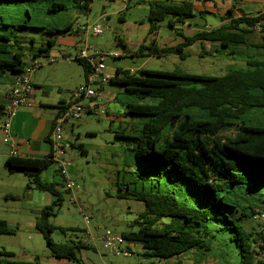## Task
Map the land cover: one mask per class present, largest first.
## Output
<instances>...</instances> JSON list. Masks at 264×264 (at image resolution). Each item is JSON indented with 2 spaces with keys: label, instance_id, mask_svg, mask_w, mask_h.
<instances>
[{
  "label": "trees",
  "instance_id": "obj_1",
  "mask_svg": "<svg viewBox=\"0 0 264 264\" xmlns=\"http://www.w3.org/2000/svg\"><path fill=\"white\" fill-rule=\"evenodd\" d=\"M21 1H32L37 8L31 12ZM92 1L0 0V78L9 71L22 72L24 52L35 46L34 38L29 39L32 45L24 46L26 39L18 34L21 29L36 28L52 35L46 47H34L38 52H47L55 37L73 29L71 23L62 27L30 26L27 18L45 8L55 15L72 9L88 12ZM149 7L148 35L170 17L176 18V22L170 21L175 26L195 16L188 0H154ZM222 20L219 26L203 27L191 36L175 28L183 36L181 43H142L135 55L175 54L186 59L190 55L187 47L207 41L215 46L210 54L216 51L244 61V66H231L222 75L118 68L110 79L135 99L127 103L126 114L139 118L138 130L115 132L117 137L137 141V147L132 148L136 170L130 171L128 181L119 183L116 196L144 203V210L121 233L127 241L140 245L145 256L172 259L194 250L200 261L212 256L226 264L231 263L228 258L234 259L232 264H264V226L253 231L247 228V220L243 222L247 218L262 220L255 215L264 214V121L255 116L264 111V12L235 16L229 9ZM75 60L87 75L90 63L84 58ZM68 144L86 152L83 143ZM52 165L51 153L44 158L16 155L7 159L10 170L33 176L28 187L32 184L55 195L52 204L37 217V228L54 257L80 264L79 250L90 248L91 243H58L52 237L57 230L64 234L68 230L54 225L51 218L60 211L63 191H71L65 187L59 169L62 183L41 178ZM59 185L63 191L57 189ZM13 232L0 219V233Z\"/></svg>",
  "mask_w": 264,
  "mask_h": 264
},
{
  "label": "rangeland",
  "instance_id": "obj_2",
  "mask_svg": "<svg viewBox=\"0 0 264 264\" xmlns=\"http://www.w3.org/2000/svg\"><path fill=\"white\" fill-rule=\"evenodd\" d=\"M24 8H37L34 2L21 1ZM36 3V2H35ZM44 4V2H43ZM45 9H38L36 15L33 13L32 18H27L30 26H60L69 21H73V29L82 27L90 23H99L104 27L101 35L89 34L86 43L94 46L95 49L109 51H127L128 56L125 57H107L103 62L107 71L116 74L118 68L128 70H138L146 67L150 69L165 71H182L195 74L222 75L231 66H244L245 62L234 60L221 53L214 52L208 54L206 49L200 44H195L186 48L190 55L186 59H181L175 54L163 57H147L135 55L137 48L133 45L141 38L148 36L150 21L148 19L149 4L147 2H139L131 4L126 8L124 0H93L88 12H80L78 18H72L77 11L72 9L68 12H59L56 15L47 13ZM45 10V11H44ZM25 13V12H24ZM124 17V20H120ZM72 18V19H71ZM209 22L215 21L214 17L209 18ZM191 22L201 23L202 18L197 17L190 20ZM219 21V19H218ZM202 24V23H201ZM171 33L170 28L163 27L161 35L167 36ZM258 33V32H256ZM18 34L25 37L24 46H30V38H34L35 47L46 42L48 37H52L42 30L36 28L21 29ZM64 37H72L73 34L64 33ZM122 38L128 42V46L119 44L118 39ZM69 49L74 55V48H65L59 43L53 46V49ZM44 56L39 55L38 60H43ZM71 63L68 70H56L51 73L54 84H61V88L65 91L67 99L69 91L86 82L85 70L82 64L76 60H63ZM59 62H53L50 67L56 68ZM9 71L8 74H15ZM1 84V87H5ZM96 89L102 90L105 96V103L98 105L93 113H88L77 121L75 134L79 132V138L76 140L83 143L86 152L82 153L79 148L68 147V156L73 159L72 166L69 168V174L76 183V187L72 192L63 191L64 201L60 211L51 218V222L56 226L65 227L66 235L60 231H56L52 237L56 242H61L90 229L93 235L98 239L105 229H111L114 232H122L126 230L128 224L134 221L140 212L145 208L142 201L133 198H120L116 196L119 190V183L123 180L128 181L131 178L130 171L136 170L135 152L132 148L137 147V141L116 136V131L134 132L138 130V117L132 118L127 111V103L135 102L129 94L125 92L123 87L118 84L97 83L94 85ZM100 104V103H99ZM1 115V113H0ZM110 116L117 117L114 121ZM257 120L264 121V111L255 113ZM124 118L125 121L119 118ZM126 160V161H125ZM126 162V163H125ZM3 167V168H2ZM0 167V192L3 183L6 181L23 183L24 181H32L33 176L22 171H7L4 166ZM54 167L51 166L48 171L52 174ZM56 181L62 183L61 176H56ZM63 189V188H62ZM74 197L79 205H74L71 198ZM12 201V200H11ZM0 195V204L11 202ZM82 209L89 216L90 224L88 225ZM247 220V228L250 230H258L264 226V220ZM29 235L21 234H0V244L9 243L11 245H19L18 238L22 241L29 239ZM43 237V236H42ZM43 250L40 251L41 262L39 264H55L48 261L46 252L48 251L47 243L44 237L41 240ZM216 246L217 243L215 244ZM101 251L106 255L109 262L114 264H178L183 260L182 264H195L197 254L190 251L188 256L180 258L162 259L158 257H149L143 254L144 249L137 245L134 248V254L131 257L116 256L110 249L104 248L100 244ZM219 250V249H218ZM220 251V250H219ZM91 255L95 253L92 250L85 249ZM232 264L234 259L228 258ZM58 264V263H57ZM203 264H226L220 260L209 257Z\"/></svg>",
  "mask_w": 264,
  "mask_h": 264
},
{
  "label": "crops",
  "instance_id": "obj_3",
  "mask_svg": "<svg viewBox=\"0 0 264 264\" xmlns=\"http://www.w3.org/2000/svg\"><path fill=\"white\" fill-rule=\"evenodd\" d=\"M150 1L154 0H124L126 8L131 6V4H136L139 2H147L149 4ZM168 1L180 3L186 0ZM188 1L192 2L195 14V16L191 19L201 17L202 24H199L196 21L191 22V19H188L184 22H177L175 26H172V24H170V21L176 22V18L170 17L169 19L160 23L157 31L141 38V40H139L133 45L137 49L142 43H145L147 45L155 44L158 46L177 45L183 41V36L177 34L175 32V28L181 30L184 36H191L197 31L201 30L203 27H205L206 29H211L212 27L219 26L221 23H223L222 16H224L229 9H233L235 16H241L243 14L257 15L260 12H264V0ZM78 11L79 10L75 12V15L72 16V18H78L80 14V12ZM210 17H214L215 21L209 22ZM120 20H124V17H120ZM72 22L73 21H69L67 23H64L63 25L69 23L73 25ZM80 27L72 29L71 32H68L69 34H73V38L64 37L63 34H60L53 39V46L59 43V45H62L65 48L72 47L75 49L74 55L71 53V51H69V49L63 50L60 48L58 50H55L53 49V46H49L46 50L47 52H38L36 48L34 49L35 46H33L32 44V48H27L24 52V67L33 63L34 61H37L40 65L32 74V80L35 85V90L33 93V103L31 106L20 108L12 122V138L16 143V149L18 151L19 156L29 158H44L52 150L50 138L54 126V120L56 119L60 111V106L67 100V96L64 95L65 91H63V89L61 88V84H54L51 78V73H54L56 70L60 69L68 70L71 67V63H67L63 60H65V57H70L73 59L78 53V50L80 49L82 44L86 42L85 39L87 38V36L82 35ZM163 27L170 28L171 33H169L167 36H162L161 29ZM49 38L53 37H48L47 40ZM46 42L41 43L38 47H46ZM117 42L121 45L129 47L128 42H126L120 37ZM195 44H200L201 46H203L206 49L207 53L215 48L214 44H211L207 41H204L203 45L199 42ZM208 54H210V52ZM39 55L44 56L43 60H38ZM51 57L57 58L56 63L59 62L56 68L49 66L53 63L48 62L49 58ZM108 73L113 76V74H111L110 72ZM16 75L17 74H5L3 77L0 78V167H2L3 165L5 170L11 172H14L15 170H10L7 166V159L11 156L10 146L4 143L3 141L1 125L5 119L4 107L8 102L12 82ZM80 83L81 82H79L78 86L81 85ZM1 84H5L6 86L1 87ZM74 89H67V91L71 92ZM105 100L106 99L99 100L96 105L98 106L104 104ZM116 118L117 117L115 116H110V119L113 121ZM119 119L125 121L124 118L120 117ZM76 125L74 126L73 132L69 134L68 142L73 141L74 143H79L78 141H76L79 138V132L78 134H75ZM71 160L73 162L72 158ZM48 169L41 174V178L45 181L57 182V167H54V172L52 174L48 171ZM29 183L30 181H24L22 184L17 182L6 181L5 183H3V188L0 192V195L4 197L7 201L12 200L11 202L0 204V219L5 220L8 224V227L14 231L13 233H10V235H16L17 233L24 235L25 237L26 235H29V239L24 241H22L21 238H18V241L20 242L19 245H11L9 243L0 244V252H10L14 254L13 256L0 255V259L3 260V264H18V262L28 264H39L41 262L39 253L40 251H44L43 245L41 243V240L44 236L42 232L37 228V217L40 215L41 210L45 206L52 204L56 197L50 191L38 189L32 184L28 187ZM57 189L63 191L60 185L57 187ZM70 192L73 193V190H71ZM73 198L74 197H72L71 199ZM91 234L92 236L87 241H85V233L82 232L80 234H74V236H69V238H66V240L58 243H65L71 245L74 243L73 241H82L85 244L91 243L90 248L84 247L79 250L77 256L81 260L80 264H114L112 262H109V260L106 258V255L103 254L104 252L101 251L100 244L104 246L101 236L97 239L92 232ZM85 249L92 250L95 254L91 255L87 252H84ZM188 254L189 253L180 255L179 258L182 256H188ZM196 254L197 256L194 259L195 264H203L209 258L208 257L205 260L200 261L199 254ZM46 255L50 263L52 262L55 264H76L75 262L70 261L64 257H54L51 254L49 248L46 252ZM174 258L176 259V257ZM174 258H172L171 260H173ZM181 261L184 262L183 260Z\"/></svg>",
  "mask_w": 264,
  "mask_h": 264
},
{
  "label": "built area",
  "instance_id": "obj_4",
  "mask_svg": "<svg viewBox=\"0 0 264 264\" xmlns=\"http://www.w3.org/2000/svg\"><path fill=\"white\" fill-rule=\"evenodd\" d=\"M82 35L89 34L101 35L104 32V27L99 24L87 23L80 27ZM127 51H109L104 52L94 48V46L84 42L78 53L73 58H84L90 65L91 70L86 75V82L76 87L69 93V98L64 102L63 108L58 113L54 120V126L51 133V160L60 170L61 175L65 181V187L74 190L76 183L69 174V168L72 166L71 157L68 156V137L74 130L77 121L86 114L97 109L99 100L105 99V96L100 89L94 87L95 84L109 83L112 75L107 72L104 60L107 57L117 58L128 56ZM64 58V57H63ZM70 57H65V60H73ZM57 58L51 57L48 62H56ZM39 63L34 61L23 68V71L17 74L12 82V87L9 93V99L4 107L5 119L1 125V133L4 143L10 146L11 156L18 155L16 143L12 138V122L19 109L22 107L31 106L33 103V93L35 85L32 80V74L39 67ZM71 202L74 205H79L77 200L73 198ZM82 213L88 223L90 224L89 216L86 211L82 209ZM255 218L264 220V214H256ZM92 236L91 230L87 229L85 233V241ZM104 247L110 249L114 255L131 257L134 254L133 248L135 245L127 241L122 233H117L111 229H105L101 234Z\"/></svg>",
  "mask_w": 264,
  "mask_h": 264
}]
</instances>
